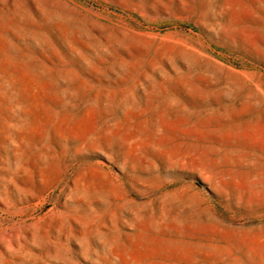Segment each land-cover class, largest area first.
I'll return each mask as SVG.
<instances>
[{"label": "rangeland", "instance_id": "obj_1", "mask_svg": "<svg viewBox=\"0 0 264 264\" xmlns=\"http://www.w3.org/2000/svg\"><path fill=\"white\" fill-rule=\"evenodd\" d=\"M0 264H264V0H0Z\"/></svg>", "mask_w": 264, "mask_h": 264}]
</instances>
